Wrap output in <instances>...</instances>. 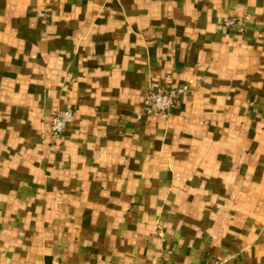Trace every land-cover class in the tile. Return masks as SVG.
I'll list each match as a JSON object with an SVG mask.
<instances>
[{
	"label": "crops",
	"instance_id": "crops-1",
	"mask_svg": "<svg viewBox=\"0 0 264 264\" xmlns=\"http://www.w3.org/2000/svg\"><path fill=\"white\" fill-rule=\"evenodd\" d=\"M0 264H264V0H0Z\"/></svg>",
	"mask_w": 264,
	"mask_h": 264
},
{
	"label": "built area",
	"instance_id": "built-area-1",
	"mask_svg": "<svg viewBox=\"0 0 264 264\" xmlns=\"http://www.w3.org/2000/svg\"><path fill=\"white\" fill-rule=\"evenodd\" d=\"M40 16H43V14H40ZM245 21L246 17H235L225 19L223 24L225 27H235L243 25ZM191 84L193 82L189 81L188 85L180 87L171 83H161L157 87L149 89L143 99L142 115L167 117L175 107L178 97L188 93L189 85ZM72 121V110H62L55 113L45 122L48 135L52 137L60 136Z\"/></svg>",
	"mask_w": 264,
	"mask_h": 264
},
{
	"label": "rangeland",
	"instance_id": "rangeland-1",
	"mask_svg": "<svg viewBox=\"0 0 264 264\" xmlns=\"http://www.w3.org/2000/svg\"><path fill=\"white\" fill-rule=\"evenodd\" d=\"M43 16H44V15H43ZM43 16H40V17H43ZM57 112H59V111H57ZM57 112H56V113H57Z\"/></svg>",
	"mask_w": 264,
	"mask_h": 264
}]
</instances>
